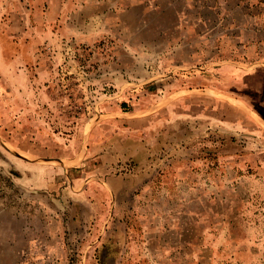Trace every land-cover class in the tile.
Segmentation results:
<instances>
[{
    "label": "rangeland",
    "instance_id": "1",
    "mask_svg": "<svg viewBox=\"0 0 264 264\" xmlns=\"http://www.w3.org/2000/svg\"><path fill=\"white\" fill-rule=\"evenodd\" d=\"M60 5L0 48V264H264V0Z\"/></svg>",
    "mask_w": 264,
    "mask_h": 264
},
{
    "label": "crops",
    "instance_id": "2",
    "mask_svg": "<svg viewBox=\"0 0 264 264\" xmlns=\"http://www.w3.org/2000/svg\"><path fill=\"white\" fill-rule=\"evenodd\" d=\"M61 1L0 0V48L12 53L8 62H30L42 38L62 33Z\"/></svg>",
    "mask_w": 264,
    "mask_h": 264
},
{
    "label": "trees",
    "instance_id": "3",
    "mask_svg": "<svg viewBox=\"0 0 264 264\" xmlns=\"http://www.w3.org/2000/svg\"><path fill=\"white\" fill-rule=\"evenodd\" d=\"M124 106H125V104H124Z\"/></svg>",
    "mask_w": 264,
    "mask_h": 264
}]
</instances>
